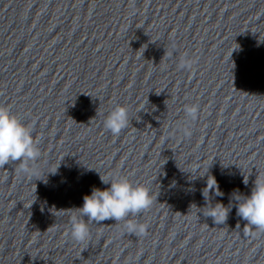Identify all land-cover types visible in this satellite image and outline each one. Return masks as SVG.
I'll list each match as a JSON object with an SVG mask.
<instances>
[{"label": "water", "instance_id": "water-1", "mask_svg": "<svg viewBox=\"0 0 264 264\" xmlns=\"http://www.w3.org/2000/svg\"><path fill=\"white\" fill-rule=\"evenodd\" d=\"M0 106L40 152L36 175L0 167V264H191L245 221L203 213L264 175V0H0ZM98 173L147 187L151 206L88 222L74 208L110 186ZM208 175L224 195L205 207Z\"/></svg>", "mask_w": 264, "mask_h": 264}, {"label": "clouds", "instance_id": "clouds-1", "mask_svg": "<svg viewBox=\"0 0 264 264\" xmlns=\"http://www.w3.org/2000/svg\"><path fill=\"white\" fill-rule=\"evenodd\" d=\"M181 66H184L183 62ZM185 112L188 117L195 120L198 106H186ZM128 123V109L120 105L107 115L104 122L105 127L116 136L127 128ZM184 135L190 136L191 132L184 129ZM39 156L38 141L34 139L31 128L11 113L8 107L0 106V167H4L10 161H20L21 172L30 176L36 175V170L27 164L29 161H36ZM99 178L102 184L110 186L104 189L93 187L90 195H84L82 207L74 208L78 209L80 217H86L88 222L124 221L130 214L136 215L151 206L152 197L147 187L134 186L125 177L99 174ZM243 183L247 186L248 179L244 177ZM210 193L220 197L224 195L212 175H208L206 187L202 190L206 201L205 207L208 206ZM233 206L236 208L237 216L245 220L247 225L264 231V175L256 176L250 195L235 190L228 206L217 202L203 215L213 218L215 224H223ZM70 222L71 236L75 241L84 242L90 238L88 224L83 219L73 215ZM124 226L130 234L143 235L146 231L145 226L132 221H127Z\"/></svg>", "mask_w": 264, "mask_h": 264}]
</instances>
